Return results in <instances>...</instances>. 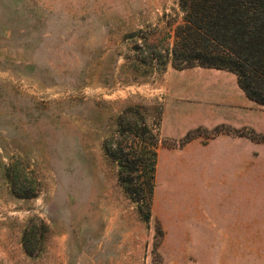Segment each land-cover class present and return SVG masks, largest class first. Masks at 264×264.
Instances as JSON below:
<instances>
[{
    "label": "rangeland",
    "instance_id": "374dc122",
    "mask_svg": "<svg viewBox=\"0 0 264 264\" xmlns=\"http://www.w3.org/2000/svg\"><path fill=\"white\" fill-rule=\"evenodd\" d=\"M184 18L181 0H0V264H264V109L229 169L227 84L176 100L162 133L167 75L195 67L174 59Z\"/></svg>",
    "mask_w": 264,
    "mask_h": 264
},
{
    "label": "trees",
    "instance_id": "16d2710c",
    "mask_svg": "<svg viewBox=\"0 0 264 264\" xmlns=\"http://www.w3.org/2000/svg\"><path fill=\"white\" fill-rule=\"evenodd\" d=\"M181 3L185 18L177 27L173 50L178 66L229 69L237 75L248 97L264 106V0H181ZM108 154L118 164L125 190L130 195L138 193L132 186L137 166L130 164L126 154L116 150H109ZM155 165H151L148 189H143L140 196H153ZM15 194L21 198L33 196L29 190L21 193L15 190ZM149 216L148 212L146 219Z\"/></svg>",
    "mask_w": 264,
    "mask_h": 264
},
{
    "label": "crops",
    "instance_id": "0c3cea01",
    "mask_svg": "<svg viewBox=\"0 0 264 264\" xmlns=\"http://www.w3.org/2000/svg\"><path fill=\"white\" fill-rule=\"evenodd\" d=\"M216 73H219V77H222L223 79H215L219 78ZM228 78L232 79L230 81L232 90L229 85L230 83L226 82ZM215 80L219 81V83L216 82L217 84L228 85L227 95L225 97L222 96L220 98H215V100L218 105L222 106L225 109L226 116L224 117V121L230 123V130L223 133L228 138L229 145L225 146V151L222 150L223 156L222 159H220V162L222 163V168L229 169L232 168L233 164L240 156L241 159L243 157V140L237 135L234 128L243 127L245 110L255 109L259 111L264 109V106L260 105L259 103L253 101L248 97L246 92L239 85L238 77L234 72L227 69H218L201 66H195L183 70H171L167 75L165 83L166 86L164 90L165 96L163 102V119L161 128L162 133L164 135V129L168 126H166L165 123L167 122V117L170 115L169 113V115L167 116L166 113L169 111L171 104L174 105L175 101L180 98H193L200 105L202 100H205L207 97L209 98L211 96H214L213 91H218L220 89L219 85L213 86V81ZM203 110L206 112L209 111L211 115H216L221 111L218 108L210 109V107L208 106L203 108ZM186 116L192 117L188 113H186ZM172 121L174 123H177V119L174 116L172 118ZM238 144H240L241 146V155H239L238 153V148H236V150L233 152L232 145L238 146ZM164 148L168 149L167 144L163 145L159 153V170L161 161L160 158L162 156ZM168 160L173 161V158L169 156Z\"/></svg>",
    "mask_w": 264,
    "mask_h": 264
}]
</instances>
